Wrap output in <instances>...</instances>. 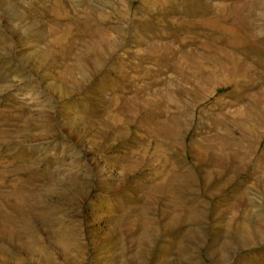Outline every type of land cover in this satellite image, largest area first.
<instances>
[{
  "label": "rangeland",
  "instance_id": "1",
  "mask_svg": "<svg viewBox=\"0 0 264 264\" xmlns=\"http://www.w3.org/2000/svg\"><path fill=\"white\" fill-rule=\"evenodd\" d=\"M0 264H264V0H0Z\"/></svg>",
  "mask_w": 264,
  "mask_h": 264
},
{
  "label": "bare ground",
  "instance_id": "2",
  "mask_svg": "<svg viewBox=\"0 0 264 264\" xmlns=\"http://www.w3.org/2000/svg\"><path fill=\"white\" fill-rule=\"evenodd\" d=\"M100 169H101V168H100ZM100 172H101V173H102V172H106V173H107V172H109V171L107 170V168H104V169H101ZM109 175H110L111 178H115V176H113L112 173H109ZM101 179H102V178H101Z\"/></svg>",
  "mask_w": 264,
  "mask_h": 264
}]
</instances>
